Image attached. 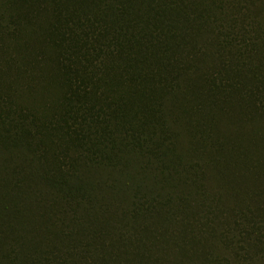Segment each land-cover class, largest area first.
Wrapping results in <instances>:
<instances>
[{
	"label": "trees",
	"instance_id": "obj_1",
	"mask_svg": "<svg viewBox=\"0 0 264 264\" xmlns=\"http://www.w3.org/2000/svg\"><path fill=\"white\" fill-rule=\"evenodd\" d=\"M0 264H264V0H0Z\"/></svg>",
	"mask_w": 264,
	"mask_h": 264
}]
</instances>
